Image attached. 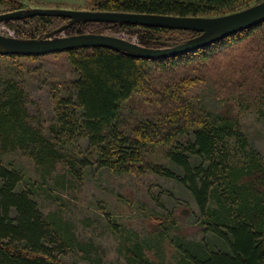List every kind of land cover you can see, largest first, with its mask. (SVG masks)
<instances>
[{"label": "trees", "instance_id": "16d2710c", "mask_svg": "<svg viewBox=\"0 0 264 264\" xmlns=\"http://www.w3.org/2000/svg\"><path fill=\"white\" fill-rule=\"evenodd\" d=\"M254 1L261 0H95V8L214 17ZM15 6L0 0V11ZM63 20L36 16L2 26L15 38L29 39ZM100 27L131 32V39L146 48L180 43L163 41L162 34L195 35L101 23L74 24L68 31ZM65 56L75 78L66 85L71 94L55 100L50 137L29 124L14 67L0 81V157L21 150L46 172L64 155L53 140L82 137L89 152L81 160L67 155L70 171L77 163L92 165L117 177H162L185 189L196 207L198 234L182 236L173 212L145 207L152 226L143 240L120 226V251L128 264H264V163L239 118V110L248 109L264 123V22L168 59H136L104 48ZM196 89L216 94L222 109L202 106ZM34 185L0 161V264H64L60 256L71 241L67 226L42 214ZM155 201L158 206L160 200ZM124 203L133 210L137 206L132 199Z\"/></svg>", "mask_w": 264, "mask_h": 264}, {"label": "rangeland", "instance_id": "374dc122", "mask_svg": "<svg viewBox=\"0 0 264 264\" xmlns=\"http://www.w3.org/2000/svg\"><path fill=\"white\" fill-rule=\"evenodd\" d=\"M12 1L16 6L4 8L6 10H1L0 14L32 8L98 11L95 8V0ZM257 3L259 2L254 1L248 7ZM66 22L65 19L56 27L49 26L39 35L51 32ZM33 25H25V27L27 30H32ZM72 26L60 36L104 34L134 42L129 35L131 32L112 31L101 26L97 32L87 30L79 33L73 29L70 33ZM0 34L14 37L13 32L2 25H0ZM194 34L184 37L162 34V39L167 42L180 40L181 43L197 35ZM11 67L16 70L14 76L23 91L29 124L43 135L50 137L55 120V100L71 94L66 85L75 78L65 53L39 56L32 60L24 57L17 60L0 59V81L13 70ZM193 92L195 95L201 94L202 106L213 110L222 109L223 106L218 103V96L212 91L201 93V90L196 89ZM239 112L249 144L259 153L264 163V123L251 110L242 109ZM62 140V138L55 139L53 142L64 155L52 169L46 172L35 164L27 152L21 150L4 153L0 161L6 166L15 168L24 182H35L32 195L45 217L66 224L71 241L66 252L60 256L64 264H128L125 255L120 251L119 231L122 230L120 226L132 229L131 232L137 234L134 240H143L145 236L143 232L150 231L149 226H152L144 218L145 207L156 213L163 211L162 209L173 212L177 217L179 233L182 236L192 237L198 234L195 224L196 207L189 193L179 184L152 175L143 179H135L131 176L117 177L95 169L92 165L80 166L79 163L70 171L66 163L67 155L71 154L75 159L81 160L89 149L82 137L64 139L65 142ZM123 197L134 200V204L137 205L135 210L126 206ZM155 198L160 200L158 206Z\"/></svg>", "mask_w": 264, "mask_h": 264}, {"label": "water", "instance_id": "95a60500", "mask_svg": "<svg viewBox=\"0 0 264 264\" xmlns=\"http://www.w3.org/2000/svg\"><path fill=\"white\" fill-rule=\"evenodd\" d=\"M66 19L63 26L35 38L19 39L0 34V56L39 57L71 50L104 48L131 58L161 60L215 44L264 22V0L243 10L214 17L32 8L0 14V25L31 17ZM101 23L194 32L197 35L175 46L146 48L136 42L104 34L60 36L74 24Z\"/></svg>", "mask_w": 264, "mask_h": 264}]
</instances>
